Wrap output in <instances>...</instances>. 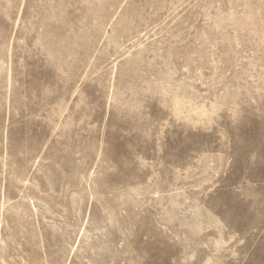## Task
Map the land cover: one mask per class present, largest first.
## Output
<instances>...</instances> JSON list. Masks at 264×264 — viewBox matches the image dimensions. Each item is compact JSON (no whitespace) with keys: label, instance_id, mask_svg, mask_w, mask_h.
Returning a JSON list of instances; mask_svg holds the SVG:
<instances>
[{"label":"rangeland","instance_id":"obj_1","mask_svg":"<svg viewBox=\"0 0 264 264\" xmlns=\"http://www.w3.org/2000/svg\"><path fill=\"white\" fill-rule=\"evenodd\" d=\"M0 264H264V0H0Z\"/></svg>","mask_w":264,"mask_h":264}]
</instances>
